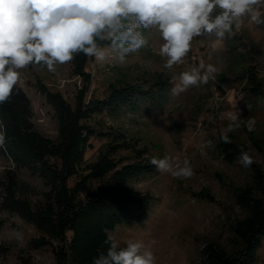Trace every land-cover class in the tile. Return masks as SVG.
<instances>
[{"label": "rangeland", "instance_id": "374dc122", "mask_svg": "<svg viewBox=\"0 0 264 264\" xmlns=\"http://www.w3.org/2000/svg\"><path fill=\"white\" fill-rule=\"evenodd\" d=\"M144 35L149 45L129 54L126 64L99 63L87 57L80 73L75 58L79 53L75 60L58 66L56 73L43 65L21 70L19 87L30 101L35 131L55 144L61 141L60 122L48 96L60 97L71 112L85 111L78 121L84 128L81 160L65 181L67 189H80L86 182L94 190L105 186L116 171L133 170L125 185L143 197L146 207L139 221L117 223L110 230L121 238V246L124 238L143 241L156 264H209L207 246L218 245L231 253L233 228L249 216L236 195L249 185L256 187L252 165L264 174V106L260 103L264 99V24L255 25L245 17L230 39L195 38L184 62L172 69H165L158 55L163 43L159 35L147 31ZM201 62L220 69L214 79L173 96L172 78ZM124 89L137 94L135 107L120 104L117 91ZM230 124L231 143H224L221 132ZM230 144L248 151L253 164L245 168L238 156L228 157ZM165 155L178 156L181 163L188 159L194 175L177 179L158 172L150 160ZM101 157L112 161V168L104 176L89 178ZM46 158L49 166L61 169V159ZM8 180L16 182L15 196L31 210L47 203L51 189L45 178L18 168L0 153V264H61L55 252L62 247L68 253L66 245L73 232L65 230L63 243L5 211L1 203ZM85 195L81 191L77 198ZM255 195L264 200V192ZM16 233L22 234V240L16 239ZM40 237L48 244L35 248L32 242ZM261 239L248 264H264V236ZM65 264L73 263L68 258Z\"/></svg>", "mask_w": 264, "mask_h": 264}, {"label": "clouds", "instance_id": "9594fccd", "mask_svg": "<svg viewBox=\"0 0 264 264\" xmlns=\"http://www.w3.org/2000/svg\"><path fill=\"white\" fill-rule=\"evenodd\" d=\"M247 17L255 25L264 24V0H0V105L18 94L21 70L43 65L48 72L83 53L99 63L116 61L126 64L129 54L149 45L155 32L163 43L158 55L165 69L184 62L195 38L217 41L230 39ZM97 41H109L100 46ZM219 68L199 63L174 76L170 83L173 96L191 87L208 84ZM264 106V99L260 100ZM235 120L236 117H233ZM238 127V125H236ZM229 125L221 140L231 143ZM6 130L0 122V149L6 146ZM238 162L245 168L254 160L241 149ZM158 172L173 178L189 179L194 170L188 159L178 156L152 157ZM108 245L93 264H156L150 246L141 240L121 238L105 229ZM16 233V239L22 240Z\"/></svg>", "mask_w": 264, "mask_h": 264}, {"label": "trees", "instance_id": "16d2710c", "mask_svg": "<svg viewBox=\"0 0 264 264\" xmlns=\"http://www.w3.org/2000/svg\"><path fill=\"white\" fill-rule=\"evenodd\" d=\"M79 55L75 58L81 73L87 56L83 53ZM124 90L127 91H117L120 104L135 107L133 98L137 94L133 89ZM251 90L254 92L256 89ZM48 98L56 109L60 122L61 141L56 144L35 131L34 123L31 121L30 101L22 88L19 87L18 94H14L10 102L0 105V122L7 133L6 146L0 149V153L18 168H26L45 178L51 188L46 195L47 203L31 210L26 201H21L15 196L16 182L8 180L4 185L6 198L2 201L1 207L34 224L43 235L52 236L60 242L64 241L65 230H71L73 235L66 245L68 253L60 247L59 251L55 252L56 259L61 264H65L68 258L73 264H93V259L101 252L106 254L108 245L104 243L107 238L105 229L110 231L117 223L139 221L146 201L126 187V179L133 172L132 169L126 168L116 171L105 186L94 190H90L86 182L80 189L66 188L65 181L68 175H71L76 163L81 160L84 128L78 121L86 115L85 111L78 113L68 110L64 105L65 101L60 97L49 95ZM226 149L229 150L228 157L240 156L241 150L235 149L231 144ZM49 156L61 159V169L57 170L54 166L48 165L46 157ZM112 164L113 162L106 157H101L93 165L89 178L106 175ZM252 171L256 187L249 185L240 189L236 195L239 203L249 210V216L233 228L231 253L218 245L207 246L209 264H248L254 260V252L264 236V200L255 195L256 193L262 195L264 192V174L260 167L255 165H252ZM81 191L86 195L84 199L79 200L77 196ZM2 223L0 220V226ZM43 239L40 237L33 241L32 246L39 248L48 244V241Z\"/></svg>", "mask_w": 264, "mask_h": 264}]
</instances>
